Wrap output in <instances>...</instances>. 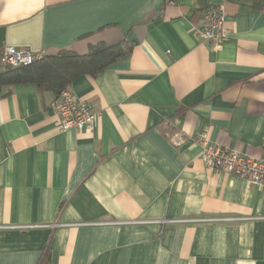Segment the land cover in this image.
Returning a JSON list of instances; mask_svg holds the SVG:
<instances>
[{"label": "crops", "instance_id": "obj_1", "mask_svg": "<svg viewBox=\"0 0 264 264\" xmlns=\"http://www.w3.org/2000/svg\"><path fill=\"white\" fill-rule=\"evenodd\" d=\"M173 1L0 0V51L133 42L67 86L97 113L83 130H60L53 91L0 97V264H264V187L198 143L264 153V0ZM219 4L215 51L196 29Z\"/></svg>", "mask_w": 264, "mask_h": 264}, {"label": "built area", "instance_id": "obj_2", "mask_svg": "<svg viewBox=\"0 0 264 264\" xmlns=\"http://www.w3.org/2000/svg\"><path fill=\"white\" fill-rule=\"evenodd\" d=\"M168 3L174 4V1L168 0ZM196 34L212 50L220 49L230 36L225 10L221 4L208 6L204 10L201 26L196 29ZM44 53L8 46L0 51V64L26 66L41 58ZM57 116L61 131L68 129L80 131L95 121L97 113L92 111L86 100L78 98L69 88H65L58 94ZM177 141L178 138L173 139V142ZM198 143L199 158L205 166L230 173L252 185L264 187V153L260 157L244 155L228 147L210 143L205 135L198 138Z\"/></svg>", "mask_w": 264, "mask_h": 264}, {"label": "trees", "instance_id": "obj_3", "mask_svg": "<svg viewBox=\"0 0 264 264\" xmlns=\"http://www.w3.org/2000/svg\"><path fill=\"white\" fill-rule=\"evenodd\" d=\"M133 42L122 38L114 44L98 41L91 43L84 53L71 48L45 52L43 56L26 66L0 64V97H5L17 85L31 84L37 91H53L55 94L78 76H96L116 60L130 53ZM38 264H53L48 251L42 253Z\"/></svg>", "mask_w": 264, "mask_h": 264}]
</instances>
